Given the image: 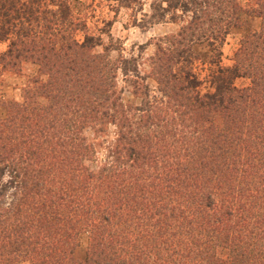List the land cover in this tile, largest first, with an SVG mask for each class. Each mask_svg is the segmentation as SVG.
I'll return each instance as SVG.
<instances>
[{
    "label": "trees",
    "instance_id": "16d2710c",
    "mask_svg": "<svg viewBox=\"0 0 264 264\" xmlns=\"http://www.w3.org/2000/svg\"><path fill=\"white\" fill-rule=\"evenodd\" d=\"M108 1L142 12L141 0ZM165 4L147 25L190 16L158 40L150 101L136 66L112 59L70 0H0V87L3 73L36 67L20 101L0 97V264H264V0ZM243 14L259 28L201 94L194 48L217 65ZM119 72L135 78L138 105L123 102ZM109 125L115 138L92 170L98 144L84 131Z\"/></svg>",
    "mask_w": 264,
    "mask_h": 264
},
{
    "label": "rangeland",
    "instance_id": "374dc122",
    "mask_svg": "<svg viewBox=\"0 0 264 264\" xmlns=\"http://www.w3.org/2000/svg\"><path fill=\"white\" fill-rule=\"evenodd\" d=\"M165 1L171 0H141L142 12H134L126 9H119L116 4L108 0H70V5L74 17L86 26L85 31L101 39L103 46L115 48L110 52L112 59L122 57L132 61L127 67L137 68L138 75L143 79L144 85L148 88V100L158 97V88L155 81L149 77L150 58L156 51L158 40L164 36L178 32L179 28L185 23L190 14L183 15L179 11L171 10L166 13L161 22L147 25L150 15L151 5L166 6ZM174 1V0H173ZM240 3L248 9L252 6V0H240ZM143 22H141V20ZM260 26V19L241 15V25L230 29L223 44L220 47L221 57L217 65L208 64L207 48L200 46L194 48V53L199 57L195 64V70L201 82L199 91L201 94L213 92L212 81L218 68H232L234 65V53L239 48L241 39L252 30H257ZM83 34L79 32L77 39L82 40ZM6 43H0V53L6 50ZM101 47H96L95 51L100 52ZM36 67L31 64H23L21 72L17 75L3 73L1 76L0 97L3 100H21L22 89L27 84L28 79L34 76ZM135 78L131 73L123 76L120 72L117 75V88L121 92L123 102L138 105L140 99L131 95ZM234 86L238 88L247 87L250 81L244 77L233 79ZM3 110L0 109V117ZM84 135L91 143L98 144L96 147V163H88L89 168L95 170L99 163L106 159L107 150L112 145L115 138V128L112 125L106 127L104 133L93 134L90 129L84 131ZM80 247L84 248L87 242L86 236L82 235L79 239ZM18 264H30L22 261Z\"/></svg>",
    "mask_w": 264,
    "mask_h": 264
}]
</instances>
